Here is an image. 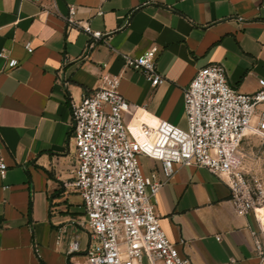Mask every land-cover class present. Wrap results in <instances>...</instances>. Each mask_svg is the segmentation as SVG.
I'll use <instances>...</instances> for the list:
<instances>
[{"label":"crops","instance_id":"obj_1","mask_svg":"<svg viewBox=\"0 0 264 264\" xmlns=\"http://www.w3.org/2000/svg\"><path fill=\"white\" fill-rule=\"evenodd\" d=\"M69 7L77 22L104 34L88 52L90 35L64 19ZM153 47L165 77L156 88L123 60ZM1 53L18 65L7 69L0 57V163L7 167L0 176V264H88L85 210L65 187L76 166L72 103L98 89L103 74L121 76L130 130L158 121L186 130L183 91L198 70L222 65L231 87L255 94L264 81V0H0ZM139 164L145 177L165 181L161 162L140 157ZM154 202L180 257L264 264L255 249L257 240L264 246L256 217L237 216L229 188L207 170L176 167ZM71 242L79 251L68 254Z\"/></svg>","mask_w":264,"mask_h":264},{"label":"built area","instance_id":"obj_2","mask_svg":"<svg viewBox=\"0 0 264 264\" xmlns=\"http://www.w3.org/2000/svg\"><path fill=\"white\" fill-rule=\"evenodd\" d=\"M75 15V8L69 7L64 19L90 35L88 52L104 34L77 22ZM25 49L33 51L31 44ZM158 52L153 47L138 58L123 56L124 67L142 72L156 88L165 82L156 68ZM0 57L7 69L18 65L5 53ZM120 80L103 74L98 89L71 105L69 145L75 148L76 166L73 181L65 187L76 192L85 210L80 225L90 235L87 263L143 264L145 258L148 264H194L180 257L167 238L154 202L176 167L205 169L216 176L229 188L237 216L253 214L264 233V183L246 168L242 148L247 132L264 144V110L259 109L264 107V81L255 94H240L228 83L222 65L207 66L183 91L186 130L158 121L132 131L126 122L131 107L118 91ZM140 157L161 162L165 181L156 173L145 177ZM6 168L1 162V177ZM62 239L60 235L58 241ZM255 249L264 262V246L258 240ZM78 251L77 242H71L67 253Z\"/></svg>","mask_w":264,"mask_h":264},{"label":"rangeland","instance_id":"obj_3","mask_svg":"<svg viewBox=\"0 0 264 264\" xmlns=\"http://www.w3.org/2000/svg\"><path fill=\"white\" fill-rule=\"evenodd\" d=\"M242 148L245 153L246 168L252 170L264 183V144L262 140L253 133L247 132ZM143 264H148L145 258L143 259Z\"/></svg>","mask_w":264,"mask_h":264},{"label":"bare ground","instance_id":"obj_4","mask_svg":"<svg viewBox=\"0 0 264 264\" xmlns=\"http://www.w3.org/2000/svg\"><path fill=\"white\" fill-rule=\"evenodd\" d=\"M246 135H247V133H246Z\"/></svg>","mask_w":264,"mask_h":264}]
</instances>
